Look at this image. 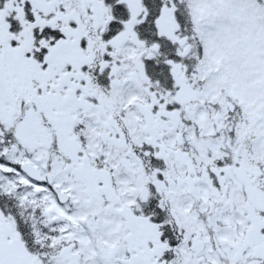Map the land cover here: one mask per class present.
I'll return each mask as SVG.
<instances>
[{
    "label": "snow or ice",
    "instance_id": "1",
    "mask_svg": "<svg viewBox=\"0 0 264 264\" xmlns=\"http://www.w3.org/2000/svg\"><path fill=\"white\" fill-rule=\"evenodd\" d=\"M0 264H264V0H0Z\"/></svg>",
    "mask_w": 264,
    "mask_h": 264
}]
</instances>
